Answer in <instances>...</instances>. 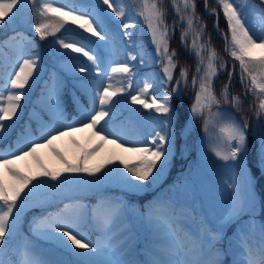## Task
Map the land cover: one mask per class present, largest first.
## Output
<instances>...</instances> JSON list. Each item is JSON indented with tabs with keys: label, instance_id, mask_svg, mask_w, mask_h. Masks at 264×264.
Wrapping results in <instances>:
<instances>
[{
	"label": "snow or ice",
	"instance_id": "obj_1",
	"mask_svg": "<svg viewBox=\"0 0 264 264\" xmlns=\"http://www.w3.org/2000/svg\"><path fill=\"white\" fill-rule=\"evenodd\" d=\"M26 2L32 3L34 14L38 17L34 26L35 33L41 41L49 36L55 37L58 54L64 58L65 68L73 74V79L77 82L75 86L88 98L89 107L83 110L82 118L76 121L82 125L81 128L61 123L60 127L52 131L42 132L38 140H23L27 130L22 129L14 144L10 143L6 148L0 149V166L12 178L11 183L0 179V249L15 230L25 204L35 190L55 189L68 183H98L107 175L105 169L113 163L112 160L107 164L87 163L88 157L106 142L116 144L123 151L138 157V163L131 165L120 159L123 172L119 168L108 169L120 173V179L130 189L142 188L143 182L150 177L156 178L154 172L160 173L167 167L174 155L176 128H183L171 101L173 95H182V86H189L190 75L187 66L180 67L179 74L176 75L178 54L175 49H171L170 31L174 33L176 24L179 23L183 28L180 33L181 45L195 58V69L191 73L194 99L188 111L191 118L202 121L206 134L219 126V134L214 140L210 139V151L218 160L231 162V167L236 171V180L229 184L232 191L225 218L218 224L201 221L197 230L192 231L182 223L184 213L178 212L175 205L158 202L153 206L155 211L149 209L147 213H141L149 226L152 241L145 250L148 258L140 260L127 258L132 252L129 247L132 226L123 227L127 219L126 206L119 200L103 195L98 196L90 205L65 204L55 213L36 215L31 222L30 231L39 237L57 241L62 248L77 257L76 264H264V220L259 225L257 235L256 183L253 175L255 171L264 175V55L257 57L253 54L255 49L264 52V0H215L218 7H212L210 11L208 0H204V7L209 15L218 18V9L222 11L226 22V31L223 33L224 51L234 61L233 70L227 73V82L219 91L214 88V80L218 71L224 70L226 64L218 63L219 56L211 46L210 39H203L206 25L200 23V17L196 15L195 0H171V6L178 17L171 29L166 23L163 0H141L142 6L136 15L143 19L147 27L154 47L151 59L160 66L162 76L156 77L158 83L145 79L136 94L129 92L127 95L131 104L152 109L164 119L154 135L148 137L147 144L151 146L132 147H124L126 142L107 127L114 116L117 103L114 97L125 93L123 86L114 87L112 81L117 74H124L130 88V66L127 63H113L108 71L102 72L99 67L101 55L89 46L91 41L85 43L84 38L56 37V33L65 25L72 24L78 26L83 33L95 37L96 41L107 42L110 36L105 27L111 22V16L119 22L123 35L131 39L127 30L135 28L136 21L126 20V6L118 4L117 0H99L110 11L106 12L101 8L93 9L90 13L69 5L55 6V0H42L38 7L36 0H0V25L6 23V19L11 20L20 10V5ZM49 16L54 22L47 19ZM99 47L97 44L96 48ZM60 49L69 51L59 52ZM73 53L78 55L74 56ZM80 57L86 58V61H81ZM128 59L136 60L137 55L129 53ZM235 62L239 64V82L243 96L231 92ZM140 63L145 64L143 57L140 58ZM36 67V60L23 59L15 74L8 78L5 88L0 89V142L7 139V134L15 123L14 118L17 117L25 97L24 90L30 86ZM93 72L95 77L104 76L108 83L97 80L91 75ZM76 73L83 75L76 76ZM119 83L122 84V81ZM157 88L164 90L158 94L155 91ZM62 90V81L54 73L50 81L46 82L45 91L58 123L63 117ZM249 95L253 102L249 104L248 112H244V101ZM225 106L240 112V120L227 111ZM84 128L100 141L95 147L81 149V154L78 157L74 155L71 159L53 147V142L59 136ZM250 132L253 140L258 142L253 155L255 168H249L247 164ZM41 146L48 147L56 156L61 165L59 169L50 171L37 161L40 171L25 175L13 166L16 160L26 156L35 159L36 148ZM81 174L95 177V180L80 181ZM37 207H41V204H37ZM260 211L264 215V201L260 203ZM225 225L231 227L234 236V240L229 241L227 246L224 244L228 236L224 232ZM85 228L96 233L95 243L89 239ZM116 228H122L119 235L126 236L118 246L114 244L115 237L112 235ZM0 264L49 262L26 247L22 259L9 257L6 260L0 256Z\"/></svg>",
	"mask_w": 264,
	"mask_h": 264
},
{
	"label": "rangeland",
	"instance_id": "obj_2",
	"mask_svg": "<svg viewBox=\"0 0 264 264\" xmlns=\"http://www.w3.org/2000/svg\"><path fill=\"white\" fill-rule=\"evenodd\" d=\"M41 2L42 0H37L36 6L38 7ZM81 2L88 4L97 10L103 8L106 12L110 11L107 10L106 6L100 4L99 0H81ZM60 5L68 4L64 3L62 0H55V6ZM25 6V3L21 4L20 10L17 12V14L11 20L6 19L7 26L9 29L21 27L25 30L35 33L34 26L38 21V17L34 14L35 9L32 5L30 7ZM141 6L140 0L138 7L139 10ZM126 12V20L136 21V27L127 30L131 36V39H128L123 35V29L120 28L119 22L111 16L109 17L111 22L106 26V32H108L110 36V39L107 42L96 41L95 37H91L88 33H83L82 30L78 28V26L72 24L65 25L64 28L56 33V37H64L66 39L84 38L85 43H89V41H91L92 43L89 44V46L93 47L101 55L99 67L102 72L108 71L113 63L123 62L130 66L132 69L130 73L131 87H128V80L126 79L124 86L125 93L114 97V100L117 101L114 108V116L113 119L109 121L107 127L110 132L116 133L126 142L124 147L151 146L147 144L148 137L150 135H154L155 131L159 129V126L162 122L150 123L143 120V117L136 113L137 110L142 106L131 104L127 94L129 92L131 94H136V92L139 91V88L143 86L145 79L151 80L153 83H158L159 81L156 79V77L162 76V73L160 72L158 65L154 64L151 59V56L154 54V47L150 42V36L147 32V27L143 19L134 13L128 12L127 10ZM47 19L51 22H54L51 16H49ZM139 29H141L144 35L147 37L150 43L149 49H146L138 41L139 36L142 35L140 34ZM113 35L115 37H112ZM54 40L55 37L49 36L41 43L42 59L40 62H37L34 75L30 80V86L26 87L24 90L25 97L21 102V108L18 110L17 117L14 118L15 123L12 125V129L10 130L9 134H7V139L0 142V149L6 148L10 143H15L17 134L20 131H17L16 133L13 131H15L16 126L21 123L25 124L23 128L27 130L23 140H38L42 132L52 131V129L60 127L61 123L72 125L74 128L82 127V125L76 121L82 118L81 113L85 108H88L89 105H85L79 98L78 92L81 93V91L75 86L77 82L73 79V74H71L70 71L65 68V60L58 54V45L54 43ZM117 42L120 44L121 48L118 46ZM97 44L100 45L99 48H96ZM0 46H2L0 47V60L2 61L3 65L6 66V69H3V66L0 65V89H4L8 78L15 74V71L18 70L19 64L23 62V59H27L28 56L24 43L21 41H3L0 42ZM66 51L69 50H59V52ZM121 51L123 52L122 54ZM129 53L137 55V59L129 60ZM253 54L258 57L260 55H264V52H261L259 49H255ZM72 55L75 56L78 54L73 53ZM141 57L144 58L145 64L140 63ZM80 60L86 61V58L80 57ZM48 70L51 71L52 75L55 73L60 77L63 87L68 86L75 104L74 111L77 113L76 115H72V117L69 118L61 93V111L63 112V117H61L59 123L54 117V110L52 106L48 103L46 91L41 93L39 97H37V100L36 98L32 97L33 91L36 88V82L38 81L39 77L44 75ZM141 70L146 71L142 72ZM75 75L79 76L83 74L76 73ZM91 75L95 77V72H93ZM151 75H154L155 77L153 78ZM95 78L99 81H103L104 83H108L104 76ZM112 83L114 87L117 86L116 78L113 79ZM163 90V88L155 89L158 94ZM168 90L170 91V88ZM5 95H7V91H5ZM123 103L128 107V113L131 115L130 117L136 119V121L133 123V126L131 127L125 124L122 119H119L117 115L119 114L118 108L123 106ZM25 107L28 108L27 114L25 113ZM33 123L37 124L36 132L32 129L34 127ZM218 127L219 126L211 129L209 134L204 132L201 136L199 140V154L197 162L191 171L190 177L185 182L173 185V187L170 189L171 196L167 202L175 205L178 212L184 213V220L187 221V225L192 231L197 230L200 220H207L213 224H218L225 218L232 191L229 187V184L237 178L235 169L231 167V162L226 163L224 161L218 160L210 151V139L214 140L219 134ZM9 140H11V142ZM99 143L100 141L98 138L92 137L90 131L84 128L80 131H71L70 134L59 136V138L53 142V147L57 148L63 155L71 159L74 155L78 157L81 154V149H91ZM20 146H23V141ZM120 159H123L130 165L138 163V157L129 152L123 151L122 148L117 147L116 144L107 142L102 144L96 152L92 153V155L88 157L87 161V163L90 165L107 164L109 160L113 161L112 164L107 165V168L105 169L107 175L104 176L100 182L93 184L82 182L68 183L59 188L52 189V193L44 196L42 199L45 204L52 207V213L62 209L65 204H72L67 202L66 198H64V195L66 196L70 194L72 197L77 196V198H80V200H77L76 203L87 204L82 197L86 194L89 187H91L89 190H92V192L95 190L94 193H97L93 196L94 199L100 195H103L121 201L126 206L127 213V219L123 227H127L129 225L132 226L130 233L132 239L129 243V247L132 249V252L127 258L132 260L147 259L148 257L145 250L151 245L152 241V234L150 232L149 226L141 217L142 212L128 206L127 201L123 197L122 193L116 190L118 187L116 185L124 183L120 179V173L116 171H108L109 168H119L120 172H123V166L119 163ZM37 161H39V164H42L50 171L57 170L61 167L58 159L52 153V151L48 147L44 146L36 148L35 159L32 156H26L23 159L16 160L13 166L22 174L32 175L40 171ZM83 176L84 181L95 180V177H89L86 174H83ZM0 179H3L9 183L12 182V178L3 172L2 166H0ZM49 183L51 182L49 181ZM256 199L257 212L259 209L257 194ZM21 218L22 213L20 215V220ZM20 220L16 224L15 230L9 235L10 238H13L17 234L19 235V259L23 258L24 249L27 247L35 255L42 259L48 260L53 264H76L77 257L71 255L67 250L62 248L57 243V241L53 239L39 237L37 235L28 237L26 240L23 239L19 234V228L21 225ZM255 224L258 235L260 222L257 218ZM228 226L229 225H225L224 232ZM84 231L88 235L89 239L95 243L96 233L90 228H85ZM121 231L122 228H116L112 234L115 237L114 244L117 246L122 244L126 239V236L119 235ZM232 240H234L233 233L231 234L229 240L224 241L225 246H227L229 241ZM125 251H127V249H125ZM229 251L231 252V249H229Z\"/></svg>",
	"mask_w": 264,
	"mask_h": 264
},
{
	"label": "trees",
	"instance_id": "obj_3",
	"mask_svg": "<svg viewBox=\"0 0 264 264\" xmlns=\"http://www.w3.org/2000/svg\"><path fill=\"white\" fill-rule=\"evenodd\" d=\"M64 3L73 6L81 11H88L90 13L93 12L92 6L82 3L81 0H62ZM139 1L140 0H117V3L124 4L126 6V10L130 13L136 14L139 11ZM196 2V15L200 17V23L206 25L205 32L203 34V39L205 41H211V46L215 48L216 52L218 53L219 60L218 63H225L226 67L222 71H218V75L214 80V88L219 91L222 85L227 82V73L233 70V63L234 61L232 58L224 51V36L223 33L226 31V22L224 20L222 11L218 9V18L215 15H209V12L205 10L204 7V0H195ZM209 4V11L212 7H218L215 3V0H208ZM163 8L166 13V23L170 26L173 25L175 21H178V17H176L175 12L171 6V0H163ZM218 23V27H217ZM107 28L105 27V31ZM140 35L138 41L141 45H143L146 49L150 48V43L147 37L144 35L143 31L139 29ZM183 31L182 26L177 23L175 32L171 33L170 31V46L171 49H175L177 51V70L176 75L179 74V68L187 66L189 68V86L184 88L182 86V95H173V99L171 101L174 112L178 114L180 118V122L183 124V128L177 127L176 128V140L174 145V155L171 157L167 167H165L160 173H155V179L152 177L149 178L148 181L143 182L144 186L139 189H130L125 183L116 185L118 186L116 190L122 193L123 197L126 199L128 206L135 208L136 210L146 213L149 209L155 210L153 208L158 202H167L171 196V187L173 185L185 182L191 174L193 170L198 154H199V140L204 133L202 121L199 119L191 118L190 113L188 111L192 100L194 99V92L191 89V73L195 69V58L190 55L184 47L181 45L180 42V33ZM112 37H115L114 35ZM18 40L24 43L26 48V53L28 58L34 59L37 62H40L42 59V41L40 40L39 36L29 30H25L21 27L11 28L9 29L7 26V22L0 26V42L3 41H13ZM191 42V38H189V43ZM118 46L121 48L120 44L117 42ZM2 47V46H0ZM123 52L121 51V54ZM123 63V62H121ZM0 65L3 66V69H6V66L3 65L2 61L0 60ZM235 73L231 84V92L234 94H239L243 96V89L240 85V69L238 62H235ZM160 69V66L158 65ZM142 72L146 70H141ZM153 78L154 75H151ZM52 77L51 71L48 70L46 73L39 77L38 81L35 84V90L33 91L32 97L38 99L39 95L45 92L46 82H49ZM117 81L116 87L125 86L126 78L124 74H117L115 76ZM122 81V84L119 83ZM42 89V90H41ZM78 96L81 101L85 105H89L88 99L86 96L78 92ZM62 97L66 105V111L68 113L69 118L72 115H76L77 113L74 111V101L72 99V94L69 91L68 86L63 87ZM253 102V98L249 95L245 101L243 110L244 112H248L249 104ZM31 103V101H30ZM124 104V103H123ZM120 106L118 109V117L122 119L125 124L129 127L133 126V123L136 121L135 118L130 117L131 115L128 113V107ZM34 106V105H33ZM37 107V106H35ZM227 107V106H225ZM25 113H28V108L25 107ZM227 111L232 112L233 115L236 117L237 120H240L241 113L235 111L234 109L227 107ZM143 120L150 123L162 122L163 117L159 114L155 113L152 109H144L140 107L137 112ZM249 119L251 120V114L249 113ZM24 123H21L16 126L14 133L17 131H21L24 129ZM33 130H37V124L33 123ZM11 142V140H9ZM258 147V142L253 140L251 132H250V143H249V152L247 155V164L249 168H255L253 163V155L255 148ZM126 175V173H125ZM255 176V183H256V194L258 198V211L256 212V218L261 223L264 220V215L261 214L260 211V203L264 201V175H262L259 171H255L253 173ZM80 181H84L83 174L79 177ZM139 183V182H138ZM56 189V188H55ZM91 187L88 188V190ZM112 189V188H110ZM115 189V188H113ZM83 195L85 202L87 204H91L94 202V193L95 190H89ZM52 193V189L46 188H38L34 191L32 195L29 196L25 208L22 212V218L20 220V228L19 234L23 239H28V237L34 236V234L30 231V225L33 220V217L40 214H47L52 211V207L45 204L43 201V197ZM68 203H76L77 196L72 197L70 194L64 195ZM73 199V200H71ZM37 204H41V207H37ZM49 206V207H48ZM186 209V208H184ZM188 211V210H187ZM190 211V210H189ZM191 213V211H190ZM182 223L186 228H189L187 225V221L184 220V217H181ZM204 221V220H200ZM228 236L226 240H229L232 231L231 227L228 226L225 231ZM19 235L17 234L13 238L10 236L7 237V243L3 245V250L0 249V256H3L4 259H8L9 257H14L19 259L20 255V246L19 245ZM48 261V260H47ZM49 264H53L52 262L48 261Z\"/></svg>",
	"mask_w": 264,
	"mask_h": 264
},
{
	"label": "water",
	"instance_id": "obj_4",
	"mask_svg": "<svg viewBox=\"0 0 264 264\" xmlns=\"http://www.w3.org/2000/svg\"><path fill=\"white\" fill-rule=\"evenodd\" d=\"M37 1V0H36ZM32 3L31 2H26V5L29 6L31 5Z\"/></svg>",
	"mask_w": 264,
	"mask_h": 264
}]
</instances>
